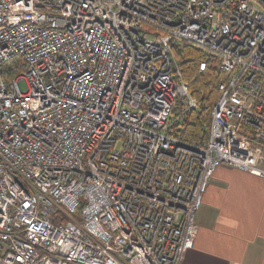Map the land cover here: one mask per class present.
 <instances>
[{"label": "built area", "instance_id": "built-area-1", "mask_svg": "<svg viewBox=\"0 0 264 264\" xmlns=\"http://www.w3.org/2000/svg\"><path fill=\"white\" fill-rule=\"evenodd\" d=\"M180 41L226 73L202 143ZM220 165L264 178V0H0V264H183Z\"/></svg>", "mask_w": 264, "mask_h": 264}, {"label": "crops", "instance_id": "crops-1", "mask_svg": "<svg viewBox=\"0 0 264 264\" xmlns=\"http://www.w3.org/2000/svg\"><path fill=\"white\" fill-rule=\"evenodd\" d=\"M183 264H264V178L227 165L214 171Z\"/></svg>", "mask_w": 264, "mask_h": 264}, {"label": "trees", "instance_id": "trees-1", "mask_svg": "<svg viewBox=\"0 0 264 264\" xmlns=\"http://www.w3.org/2000/svg\"><path fill=\"white\" fill-rule=\"evenodd\" d=\"M175 52L181 63L183 78L190 85L198 106L185 113L176 123L174 132L194 143H202L209 138L211 109L220 95L218 86L226 78V73L216 57L198 50L189 42H178ZM202 63L205 64L203 70L200 68Z\"/></svg>", "mask_w": 264, "mask_h": 264}, {"label": "rangeland", "instance_id": "rangeland-1", "mask_svg": "<svg viewBox=\"0 0 264 264\" xmlns=\"http://www.w3.org/2000/svg\"><path fill=\"white\" fill-rule=\"evenodd\" d=\"M142 30H143V32L149 31L150 33H152V32L154 31V29H152V28H151L149 25H147V24H144V25H143V29H142ZM22 86L25 87L24 84H22Z\"/></svg>", "mask_w": 264, "mask_h": 264}]
</instances>
